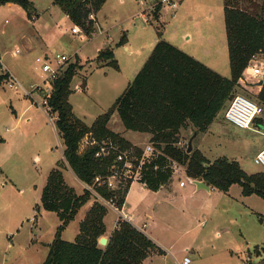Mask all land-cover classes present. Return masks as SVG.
I'll return each mask as SVG.
<instances>
[{"label": "rangeland", "instance_id": "374dc122", "mask_svg": "<svg viewBox=\"0 0 264 264\" xmlns=\"http://www.w3.org/2000/svg\"><path fill=\"white\" fill-rule=\"evenodd\" d=\"M31 1L37 13L35 18H28L22 9L11 8L0 20L1 62L25 88L37 85L31 96L34 98L23 96L20 89L0 88V137L4 142L0 143V264H42L48 251L46 243L54 238L59 223L56 213L40 206V188L46 170L61 157L63 144L41 105L45 89L51 88V80L43 81L44 73L36 68L35 58L47 56L50 60L56 54H65L69 59L61 66L64 68L78 53L84 62L70 85L82 87L84 80L86 85L81 90L74 88L68 100L75 116L89 125L121 94L126 82L133 79V74H128L131 66L136 62L143 64L156 38L157 22L152 18L145 22L140 17L145 7L141 0H124L122 5L118 0H111L102 6L98 21L101 27L108 28V43L121 72L117 73L95 59V47L104 38V35L95 36L100 33L96 24L93 38L88 39L84 33L72 30L70 20L52 0ZM148 1L150 4L156 2ZM238 1L241 6L246 3V0ZM175 10V17L168 19L166 14L172 11L163 8L160 24L163 35L169 33L182 45L199 49L202 44H208L217 57L221 71L218 73L230 77L224 0H180ZM123 34L124 43L117 44ZM29 40L35 44L34 48L30 47ZM124 45L129 50H125ZM256 58L263 59L260 53ZM119 74L127 79L124 84ZM252 80L254 78L249 77L240 82L234 95L243 94L256 100L253 95L258 86ZM223 110L205 133H197L192 149L199 148L210 161L222 156L233 159L247 173L263 171L261 166L254 164L253 156L260 145L264 146V131L258 129L255 122L250 129L235 127L224 120ZM29 116L30 121H27ZM16 119L19 123L12 129ZM108 126L131 141L143 144L140 148L146 146V135L125 129L116 112ZM191 134L190 126L180 133L181 147L187 145ZM15 135L16 138L11 139ZM36 155L39 159H35ZM182 169L175 165L170 178L173 192L168 197L172 206L169 211L159 209L155 212L160 193L143 188V183L138 181L130 184L123 211L133 216L136 224L149 213L151 218L146 219V231L167 236L178 258L186 255L191 264H264V228L256 213L258 207V212L264 214V199L255 194L248 198L243 196L237 184H232L228 192L216 189L192 192L193 185ZM66 177L69 181L68 175ZM180 181L184 186L179 185ZM89 201L94 202L92 197ZM88 204H84L60 232L62 239L72 241L75 238ZM106 210L103 221L111 228L118 214L111 208ZM109 235L105 232L102 236L108 238ZM190 242L198 246V254L184 251V246Z\"/></svg>", "mask_w": 264, "mask_h": 264}, {"label": "trees", "instance_id": "16d2710c", "mask_svg": "<svg viewBox=\"0 0 264 264\" xmlns=\"http://www.w3.org/2000/svg\"><path fill=\"white\" fill-rule=\"evenodd\" d=\"M105 1L53 0V4L90 37L95 20L90 19L89 14L96 13ZM245 2L241 6L238 0H224L230 77L222 76L163 39L162 27L157 24V41L146 60L121 94L90 125L75 116L68 100L72 78L81 67L79 60L75 57L52 79L44 100L48 113L55 117L53 125L63 144V160L49 171L41 189L40 206L56 213L60 223L42 264H140L153 254H163L150 237L127 221H121L112 230L105 245L98 242L105 233L103 218L107 208L92 191L103 199L115 196L121 207L131 182L122 181L113 190L95 183V177L107 175L113 156L95 157L98 145L84 144L83 138L111 142L120 149L134 148L138 156L142 152L140 147L107 127L114 112L125 129L150 135L153 153L141 165L140 182L152 191L165 185L174 173V166L179 165L187 177L203 180L220 191L226 192L232 184H237L243 196L255 194L264 199V171L247 173L233 159L222 156L210 161L199 149L187 152V145H179L180 133L189 126L196 133L208 130L234 96L252 56L260 53L264 58V0ZM6 3L20 6L28 18L37 15L31 0H0V6ZM159 10L160 4L156 3L155 20H158ZM124 37L123 34L117 44L124 43ZM96 59L101 65L118 69L111 46L101 49ZM84 87L85 80L81 88ZM253 96L264 107V79ZM254 122L264 131V113ZM63 164H67L85 186H92V190L85 187L77 194L63 178ZM90 197L94 202L80 221L75 238L62 239L60 232ZM258 220L264 228V215L258 214Z\"/></svg>", "mask_w": 264, "mask_h": 264}, {"label": "built area", "instance_id": "2783aa9c", "mask_svg": "<svg viewBox=\"0 0 264 264\" xmlns=\"http://www.w3.org/2000/svg\"><path fill=\"white\" fill-rule=\"evenodd\" d=\"M180 0H156L154 4L148 5L145 9L141 10L140 16L145 22H150L151 18L153 19V12L156 3L160 4V8L167 7L171 10L177 8ZM89 18L95 20L94 14H89ZM68 57L64 54H56L53 59H48L45 57H36L35 62L38 64L37 69L44 73L45 78L52 81L54 77L58 74L61 69V66L68 61ZM249 77H253V84L260 80L264 79V58L262 61H258L256 55H253L250 59L249 65L244 70L243 77L240 79V82H245ZM43 83V82H42ZM37 85H29V88L22 86L20 81L6 68V66L1 62L0 58V88L21 90L23 96L31 97L34 92V88ZM41 87V86H40ZM48 94L50 90L45 89ZM42 106L45 113L49 117L51 122L54 121V116L48 113V107L42 98ZM264 113V107L257 103L255 100L247 97L243 94L234 95L231 100L228 102L227 106L223 110V118L226 122L234 125L240 129H250L252 123L255 119L261 117ZM84 144H96L98 145L97 150L94 153V156L97 158L113 156V164L110 166L107 175L102 177H95L94 182L98 184L105 185L108 189L117 188L118 184L122 181L129 180L131 183L133 181L140 182L141 179V165L143 162L148 161L151 154L153 153V147L150 143L146 144L144 148H141L142 152L138 156L134 148L129 149H120L115 144L108 143H99L95 139L85 136L83 138ZM253 162L256 165L262 167L264 171V146L259 149L253 156ZM179 185H183V182L180 181ZM86 188L92 190V186H85ZM93 195L95 198L101 202L106 208H111L117 212V221L115 227L119 226L121 221H127L132 226L133 220L122 212V206L120 207L115 199V196H111L108 199H103L98 196L94 191ZM146 224L143 223L141 228H145ZM135 227V226H134ZM139 229V228H138ZM191 260L184 256L180 264H190Z\"/></svg>", "mask_w": 264, "mask_h": 264}, {"label": "crops", "instance_id": "0c3cea01", "mask_svg": "<svg viewBox=\"0 0 264 264\" xmlns=\"http://www.w3.org/2000/svg\"><path fill=\"white\" fill-rule=\"evenodd\" d=\"M108 1H111V0H106L104 3H103V5L102 6H104V5H106V3H108ZM140 1V0H139ZM141 2L142 3H144V8L143 9H145L148 5H150V3H149V1L148 0H141ZM52 3H53V0H52ZM118 3H119V5H122V4H124V0H118ZM102 6H101V8H102ZM22 9L20 6H18L17 4H14V3H6V4H3V5H1L0 6V20H1V17L3 16V14L5 13V11H7V9ZM101 8L96 12V13H94V18H95V24H96V27H99L100 29H99V31H100V33H98V34H95V36L97 35H100V36H103L104 35V38H103V41H102V43L101 44H97L96 45V47H95V50H94V52H95V57L97 56V54H98V52L101 50V49H103L104 47H106V46H110V44L108 43L109 42V35H108V28L106 27L105 29L103 28V27H101V23L98 21V13L100 12V10H101ZM143 9H141V10H143ZM169 9V8H168ZM176 9V8H175ZM175 9H173V10H171V9H169V10H171L172 12L171 13H167L166 14V16H167V18L168 19H171V18H174L175 17V14H176V10ZM22 11H24L23 9H22ZM141 13V12H140ZM24 14H26L25 13V11H24ZM165 16V15H164ZM65 17L68 19V17L65 15ZM141 17V16H140ZM153 19L155 20V18H154V16H153ZM157 23L156 24H159V26H160V24H162V21H163V8H160V10H159V15H158V20H155ZM72 24V23H71ZM72 30L75 32V33H81L82 32V30H80V28L78 27V26H75L74 24H72ZM83 33V32H82ZM94 34V33H93ZM92 34V35H93ZM168 35H163V33H162V35H163V39H165L166 41H168L169 43H171L172 45H174V46H176L177 48H179L180 50H182V51H184L185 53H188L189 55H191L192 57H194L195 59H197L198 61H200V62H202L203 64H205V65H207L208 67H210V68H212L213 70H215V71H217V72H221V71H219V67H218V61H217V57H216V55H215V53L213 52V50L211 51V48H210V46L208 45V44H206V43H204V44H202L201 45V50L199 49V47H191V46H188L187 44H183L182 45V43L180 42V40L179 39H176V38H174V37H171L170 36V34L169 33H167ZM87 36V35H86ZM40 37V36H39ZM88 37V39H92L93 37L92 36H87ZM186 39L188 38V37H185ZM30 41V47L31 48H34L35 47V44L33 43V42H31V40H29ZM157 41V35H156V38L154 39V42L152 43L153 44V46H154V44H155V42ZM38 46H39V44H38ZM124 47V49L125 50H129L128 49V46H126V45H124L123 46ZM153 48V47H152ZM112 50H113V48H112ZM78 53H75V57L79 60V63L80 64H83V62L84 61H82L79 57H78V55H77ZM65 55V54H64ZM69 58V57H68ZM147 58V57H146ZM96 59V58H95ZM73 60H75V59H73ZM146 60V59H145ZM144 60V61H145ZM144 63V62H143ZM142 65H139V63L138 62H136V63H134L132 66H131V68H130V71H129V73H128V71H127V73L129 74V75H131V74H133V76H135V74L137 73V71L140 69V67H141ZM112 68V67H111ZM114 69V68H113ZM114 70H116V72L117 73H121L118 69H114ZM106 74V73H105ZM119 80H120V82L121 83H125L126 81H127V79L125 78V77H123L122 76V74H119ZM129 83V81H127L126 82V86H127V84ZM86 85V84H85ZM125 86V87H126ZM74 88H76V89H78V90H81V87L79 86V84H77V85H75L74 86ZM74 88H72L71 87V89H72V91H73V89ZM75 90V89H74ZM124 90V89H123ZM31 98H34V97H31ZM10 100H11V98H10ZM34 101V100H33ZM71 104V103H70ZM44 109V108H43ZM72 109H73V107H72ZM14 112H15V110H14ZM47 115V114H46ZM113 115H115V112L113 113ZM113 115H111V119H112V117H113ZM115 117V116H114ZM16 118V117H15ZM14 118V119H15ZM49 118V117H48ZM95 119V118H94ZM111 119H109V121H108V123H107V127L109 128V123H110V121H111ZM17 120V119H16ZM27 121H30V116L29 117H27ZM51 122V121H50ZM121 122V121H120ZM19 122H18V120L16 121V123H15V125L12 127V129H14L15 127H17V124H18ZM92 123V122H91ZM51 124H52V128L54 129V132H56V130H55V127H54V125H53V122H51ZM90 125V124H89ZM257 127V126H256ZM189 128V127H188ZM258 128V127H257ZM110 129V128H109ZM259 129V128H258ZM110 130H112V129H110ZM112 131H114V130H112ZM114 132H116V131H114ZM116 133H118L119 134V132H116ZM193 133V132H192ZM145 135H146V139H147V141H146V143L145 144H148L149 143V138H150V135L148 134V133H144ZM119 135H121V134H119ZM122 136V135H121ZM197 136V135H196ZM124 139H126L127 141H129L131 144H133V145H136V146H138V147H141L143 144H137V143H135V142H133V141H131L130 139H128V138H126V137H124V136H122ZM16 138V135H15V137L14 136H11V139H15ZM0 143H4L3 142V138L2 137H0ZM144 144V145H145ZM262 146L260 145L255 151H254V155H255V153L261 148ZM63 149V148H62ZM62 149H61V157H59V159H57V160H55L54 161V163H51L49 166H48V169L46 170V177H47V175H48V173H49V171L57 164V162H61L62 160H63V155H62ZM199 149V148H198ZM35 159H39V156H35ZM182 171H183V173L185 174V171H184V169H182ZM62 175H63V178H64V180H65V182L70 186V187H72L74 190H75V192L77 193V194H81L82 193V191H83V189L85 188V185L75 176V174L72 172V170L69 168V166L67 165V164H63V168H62ZM68 175V177H69V179L71 180H67V176ZM185 176H186V174H185ZM46 177H45V179H44V182H43V184H42V186H41V188H40V193H41V189H42V187L44 186V184H45V182H46ZM186 178L188 179V177L186 176ZM193 185V184H192ZM181 186H184V183H183V185H181ZM142 187L143 188H146V186L143 184L142 185ZM79 188V189H78ZM230 188V187H229ZM216 188H214V187H212V186H210L209 185V190H207L208 192H210V191H212V190H215ZM198 190H203V189H196V187L193 185L192 186V192H195V191H198ZM216 190H218V189H216ZM229 190V189H228ZM228 190L226 191V192H228ZM220 191V190H219ZM157 192H159L160 193V197L159 198H157V200H156V202H155V212H157L159 209H164V210H166V211H169L168 209H170V208H172V206H171V203H169V200H170V198H168V197H170V195H172V192H173V188H172V181H171V179L165 184V185H163L162 187H160L158 190H157ZM240 192H241V188H240ZM127 195V194H126ZM252 195V194H251ZM250 195H248V196H245V197H249ZM126 197V196H125ZM93 200H94V198H93ZM87 202H89V204L87 203ZM86 203H85V205L86 204H88V206L86 207V209H85V212H84V214H83V217L85 216V214H86V212L88 211V209L90 208V206L92 205V203L90 202V201H87ZM85 205H83V206H85ZM251 208H256V207H254L253 205H249ZM123 208H124V203H123V205H122V212L123 213H125L127 216H129L132 220H133V224H134V226H135V228H139V230H141V231H143L148 237H150L155 243H156V245L159 247V248H161L162 250H163V254H153V255H151V256H149V257H147L146 259H144L140 264H169V260L171 261L170 263H172V264H180L181 263V260H182V258L184 257V256H186V255H183V257L181 258V259H179L178 258V256L176 255V253H175V251H173L172 249L173 248H175L174 247V244H173V242L171 243V241L167 238V236H156V235H154L153 233H152V231L151 232H147L146 231V229L145 228H147V226H148V223H147V221H146V219H150L151 218V215L149 214V213H146L145 215H146V219H144L140 224H136V222H135V220H134V218H133V216H131V215H129V214H127L126 212H124L123 211ZM256 213L257 214H260V215H264V214H262V213H260V212H258V211H260V209H258V207L256 208ZM79 212V211H78ZM262 212V211H261ZM76 215H77V213H76ZM75 215V216H76ZM74 216V217H75ZM83 217L80 219V221L83 219ZM103 220H104V218H103ZM58 221H59V219H58ZM104 222V221H103ZM59 223H60V221H59ZM59 223H58V225H59ZM143 223H145L146 224V226H145V228H141L142 227V224ZM116 224V223H115ZM115 224H114V226L112 225V227L111 228H108L107 226H106V224L104 223V225H105V232H106V234H110L111 232H112V230L115 228ZM77 234V233H76ZM170 238L171 237H173V236H169ZM203 237H205L206 238V236H203ZM66 240V239H65ZM48 244L49 243H46V246H47V248H48ZM184 251H186V252H193L194 254L196 253V254H198L199 252H198V246L197 245H195V243H193V242H190V243H188V244H186L185 246H184ZM169 259V260H168ZM191 264V263H190Z\"/></svg>", "mask_w": 264, "mask_h": 264}, {"label": "water", "instance_id": "95a60500", "mask_svg": "<svg viewBox=\"0 0 264 264\" xmlns=\"http://www.w3.org/2000/svg\"><path fill=\"white\" fill-rule=\"evenodd\" d=\"M263 80L260 79L258 81H256L254 83L255 86H260L262 84ZM197 133L196 132H193L191 134V136L189 137L188 141H187V148H186V151L187 152H190L192 150V140L196 137ZM188 180L190 183H192L196 189H204V190H209V185H207L203 180H199V179H193V178H189L188 177ZM98 242L100 245H105L107 243V238L104 237V236H101L99 239H98Z\"/></svg>", "mask_w": 264, "mask_h": 264}]
</instances>
